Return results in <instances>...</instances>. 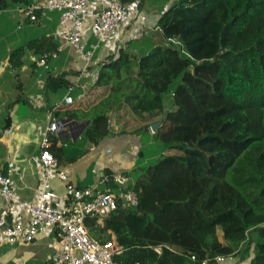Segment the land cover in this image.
<instances>
[{"label": "trees", "instance_id": "trees-1", "mask_svg": "<svg viewBox=\"0 0 264 264\" xmlns=\"http://www.w3.org/2000/svg\"><path fill=\"white\" fill-rule=\"evenodd\" d=\"M158 27L165 43L141 57L121 48L102 64L89 106L68 112L90 122L82 144L97 146L112 115L127 127L170 109L154 135L167 153L123 173L139 205L121 203L97 229L106 235L99 242L115 236L117 264H216L219 256L264 264V0H179ZM23 54H13L15 67ZM71 141L65 131L51 137L59 163L58 143Z\"/></svg>", "mask_w": 264, "mask_h": 264}, {"label": "crops", "instance_id": "crops-1", "mask_svg": "<svg viewBox=\"0 0 264 264\" xmlns=\"http://www.w3.org/2000/svg\"><path fill=\"white\" fill-rule=\"evenodd\" d=\"M8 1V7L0 6V173L11 171L21 201L35 202L42 191L40 167L33 158L41 154L43 134L53 122L72 139L64 145L58 143L65 156L64 161L59 163L57 160L59 169L66 171L70 181L79 188L100 185L109 173L131 172L139 165L146 166L159 158L163 145L154 139L151 127L163 120L169 107L154 116L145 114L139 124L127 127L117 123L116 114L112 115L109 135L97 146L82 144L83 132L90 122L78 123L68 112L89 106L95 76L102 64L121 48L141 57L154 46L165 43L158 23L179 0L133 3L130 21L121 29L119 39L102 43L96 50L98 39L89 26L86 29L87 50H94L89 66L72 46L64 45L57 37L59 12L38 13L37 20L31 21L23 11L27 5ZM89 1L96 9L93 0ZM22 48L21 64L15 67L12 56ZM43 56L49 57L48 68L39 67L34 61ZM60 80L65 84L58 83ZM71 87L74 88L72 92L69 91ZM136 119L129 117L128 122ZM146 126L148 130L144 129ZM150 148H156L157 152L148 155ZM83 150L87 152L79 157ZM140 152L144 153L142 162ZM53 188L61 196L66 195L65 185L57 176ZM3 208L4 200L0 194V211ZM23 212L27 215L25 210ZM100 226L103 221L90 225L91 236L98 241L106 236L97 233ZM112 241H115L114 235ZM58 248L49 229L42 231L32 244L12 245L0 238V264H52L51 258ZM251 259L235 256L220 264H251Z\"/></svg>", "mask_w": 264, "mask_h": 264}, {"label": "built area", "instance_id": "built-area-1", "mask_svg": "<svg viewBox=\"0 0 264 264\" xmlns=\"http://www.w3.org/2000/svg\"><path fill=\"white\" fill-rule=\"evenodd\" d=\"M93 2L96 9L89 0H32L23 11L31 21L37 20L38 13L59 12L57 37L64 45L72 46L89 66L94 50L100 44L119 39L120 31L129 23L134 8L133 3H124L122 0ZM89 26L98 39V44L92 51L87 50L86 29ZM34 61L39 67L48 68V56ZM98 75L94 82L98 80ZM73 89L71 87L69 91L72 92ZM60 129L57 123L50 124L43 134L41 154L33 158L40 167L42 186L35 202L21 201L11 171L8 174L0 173V194L4 200V208L0 211V238L12 245L32 244L42 231L49 229L59 244L51 258L52 264H117L114 257L121 252V247L116 241L100 243L92 238L87 224L94 218L96 220L92 224L104 221L119 210L121 203L124 208H136L139 205V195L134 189V182L123 173H115L105 176L100 185L79 188L73 184L68 173L59 169L57 159L50 152L51 137L60 132ZM56 176L65 185V196H61L53 188ZM234 257L219 256L215 261L216 264L225 263Z\"/></svg>", "mask_w": 264, "mask_h": 264}, {"label": "water", "instance_id": "water-1", "mask_svg": "<svg viewBox=\"0 0 264 264\" xmlns=\"http://www.w3.org/2000/svg\"><path fill=\"white\" fill-rule=\"evenodd\" d=\"M168 111V110H167ZM167 113L168 112H165V115H164V118L161 122H158L156 124H154L152 127H151V130L156 134L159 129L164 125L165 121H166V117H167ZM1 187V186H0ZM93 220H96V218H94ZM93 220H89L87 226H90L92 223H93Z\"/></svg>", "mask_w": 264, "mask_h": 264}, {"label": "rangeland", "instance_id": "rangeland-1", "mask_svg": "<svg viewBox=\"0 0 264 264\" xmlns=\"http://www.w3.org/2000/svg\"><path fill=\"white\" fill-rule=\"evenodd\" d=\"M166 148V147H165ZM157 151H156V148H150V149H147V154L148 155H154L155 153H156ZM167 152H166V149H165V152H163L162 154H166Z\"/></svg>", "mask_w": 264, "mask_h": 264}]
</instances>
